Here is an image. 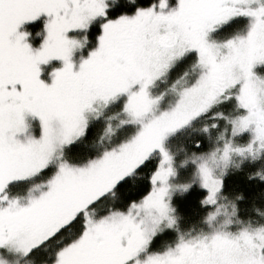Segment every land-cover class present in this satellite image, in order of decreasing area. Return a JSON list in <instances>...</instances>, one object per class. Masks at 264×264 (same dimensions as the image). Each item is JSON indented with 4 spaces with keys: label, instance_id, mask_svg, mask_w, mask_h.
Listing matches in <instances>:
<instances>
[{
    "label": "snow or ice",
    "instance_id": "6c2138e0",
    "mask_svg": "<svg viewBox=\"0 0 264 264\" xmlns=\"http://www.w3.org/2000/svg\"><path fill=\"white\" fill-rule=\"evenodd\" d=\"M0 264H264V0H0Z\"/></svg>",
    "mask_w": 264,
    "mask_h": 264
}]
</instances>
